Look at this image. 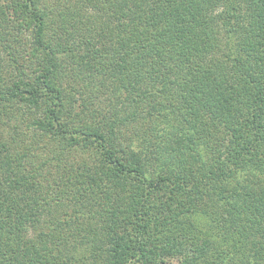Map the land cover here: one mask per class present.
I'll use <instances>...</instances> for the list:
<instances>
[{"label": "trees", "instance_id": "16d2710c", "mask_svg": "<svg viewBox=\"0 0 264 264\" xmlns=\"http://www.w3.org/2000/svg\"><path fill=\"white\" fill-rule=\"evenodd\" d=\"M39 1L0 0V39L25 50L26 28L32 48L0 72V264H264V0H88L99 13L63 42ZM67 62L124 114L66 108ZM44 136L93 146L85 187L43 179ZM105 188L84 195L101 220L73 204Z\"/></svg>", "mask_w": 264, "mask_h": 264}, {"label": "rangeland", "instance_id": "374dc122", "mask_svg": "<svg viewBox=\"0 0 264 264\" xmlns=\"http://www.w3.org/2000/svg\"><path fill=\"white\" fill-rule=\"evenodd\" d=\"M102 2L104 1L99 0V3ZM38 5L40 10L45 14L47 37L53 41L59 40L61 42H63L64 37H67L65 29L71 31L72 34L75 35V38H78L83 35V33H86L87 23L85 20V16H88L91 12H94V14L97 12L96 9H92V4L88 0H40L38 2ZM90 9H92L93 11ZM97 13H99V11ZM20 35L24 40H22V42L25 43V50H23L22 46L21 48H18L19 44L16 43L15 45L14 43H12V37L14 38V35H9L11 45L9 44V40L7 38V42L4 41V38L0 39V72H5L6 69H8L15 61L16 63H20L23 61L29 63L31 59L29 52L30 49H32L29 40L31 37V33L26 28H23ZM57 55L59 59H62V62L64 59H67L64 54H59L57 52ZM22 56H25L24 59H22ZM75 71L76 70L71 62H67L65 65L63 64V68L60 73L61 81L58 80L60 88L63 92L62 94L64 97L66 108H70V110L80 112L79 115H81L82 117H80V119L87 122L98 117L100 121L102 119H104L103 121H106L107 115L109 114L110 116V113H118L119 115L124 114L125 105L120 104V102L118 101L116 95L118 91H115L114 86H111L107 83L106 85L102 86L96 80H93V82H90V89H87L85 87L86 84H88L87 81H85L81 76L82 74L75 73ZM93 111L94 114H92ZM77 117L75 118L76 123L78 121ZM8 122L9 126L7 124L1 126L7 139H9L8 136L12 134V126L17 123L13 118H11V120H8ZM132 125L134 124L121 125L120 132L117 134L118 137L128 136L127 139H130L131 135V139L133 141L136 140L137 138H134L132 133ZM160 127L163 126L161 125ZM31 133V130H28L23 132L20 136L22 138H26L25 135ZM41 143L43 145L41 150H39L40 153H42L39 155V158L41 160L38 159L36 163H40V168H43L44 170L48 169L44 172L43 179H56V181L62 179L63 181H65L67 177V179L69 180L78 179L77 183H81V187L86 186L85 183H87V178L84 175V170L89 168H86V166L81 161L85 160L86 162H93V157L94 155H96V150L93 148V146H89L87 144L69 146V144H67L65 140L59 138L54 140L53 138H49V136H44L41 140ZM43 163H45V165ZM66 163L70 165L69 168L67 167ZM153 165L160 166L164 169L167 168L166 164L159 163V161H156L154 159L152 160V167ZM77 173H80V176H76ZM67 187H71V184L68 183ZM83 190L80 194L77 193L76 199L73 200V204L80 206L81 203L83 212L86 215L88 214V210H90L91 212H93L92 217L101 220V211H99V209H97L96 207V203L99 201L98 198L94 197L93 194L92 197L88 195L87 198L84 195L87 194V192L94 191V193L100 197V200L103 201L109 195L108 193L106 194L107 188L103 190ZM62 201L64 202V205L67 203L68 208L66 211L70 213L74 205H69L72 203L67 202L68 198H63ZM61 208L64 209L65 207ZM43 226L44 224L38 226V228L41 229ZM34 229L38 230L34 227L29 228V234L34 233ZM167 264H173V262H167Z\"/></svg>", "mask_w": 264, "mask_h": 264}]
</instances>
